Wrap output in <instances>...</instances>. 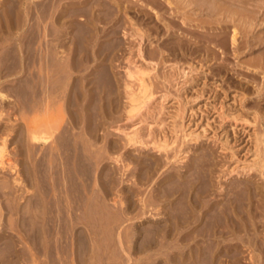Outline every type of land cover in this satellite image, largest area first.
Returning <instances> with one entry per match:
<instances>
[{
	"label": "rangeland",
	"instance_id": "1",
	"mask_svg": "<svg viewBox=\"0 0 264 264\" xmlns=\"http://www.w3.org/2000/svg\"><path fill=\"white\" fill-rule=\"evenodd\" d=\"M20 1L0 0V264H137L143 230L169 224L161 212L174 180L209 182L206 200L235 192L243 203L251 199L248 230L218 228L224 255L213 264H264V68L255 65L262 61V20L254 28L237 15L241 22L220 20L209 12L215 0L181 7L184 0ZM139 71L151 97L127 115L126 87L138 90ZM135 130L143 145L126 144ZM156 137L171 141L167 152L153 148ZM231 244H240L237 263L225 255ZM164 250L148 264H165L162 254L171 249Z\"/></svg>",
	"mask_w": 264,
	"mask_h": 264
},
{
	"label": "bare ground",
	"instance_id": "2",
	"mask_svg": "<svg viewBox=\"0 0 264 264\" xmlns=\"http://www.w3.org/2000/svg\"><path fill=\"white\" fill-rule=\"evenodd\" d=\"M20 1V0H19ZM26 1V0H25ZM46 1H48V0H46ZM101 1V0H100ZM105 1V0H104ZM186 1H189V0H186ZM193 1V0H192ZM197 1V0H196ZM196 1H195V3H196ZM201 2L202 1H204V4H206V5H204V6H208L211 2H212V4H210V6H208L209 8H210V10H209V12L211 11L215 16L218 14V18H219V15H220V20H221V16L222 15H224V16H231L232 18H234L235 19V17H234V15H237V17L241 20L242 19V23H244V27H249L252 23H253V21H256V19L258 18V20H262V22L264 23V1H261V3H263L262 5H260V4H258V2L259 1H257V3H256V1H255V3L256 4H251L250 3V1H254V0H239V1H237V2H239V3H237V5H235V4H233V2H232V4L235 6H233L232 4H229V3H231L230 1H228L229 3L227 4V1H225V3H224V1L222 0L221 2H223V3H221L219 0H215V1H209L210 3H206V1L205 0H200ZM234 1V0H233ZM38 2H40V1H38ZM98 2V1H97ZM167 2V1H166ZM184 2H185V0L183 1V3L182 4H180V6L179 5H177V10L179 9V7H181V5H183L184 4ZM198 2V1H197ZM19 3V2H18ZM20 3H21V1H20ZM26 3V2H25ZM92 3V2H91ZM100 3V2H99ZM98 3V4H99ZM168 3H170V2H168ZM186 3V2H185ZM190 3H192V2H190ZM189 3V4H190ZM194 3V2H193ZM195 3L193 4L194 5V7H195V9L197 8V9H201L203 6H201L202 5V3H201V5L200 4H196L195 5ZM200 3V2H199ZM11 4V3H10ZM95 4V3H94ZM159 4H161V3H159ZM163 4V3H162ZM173 4V3H172ZM187 4V3H186ZM208 4V5H207ZM239 4V5H238ZM249 4V5H248ZM3 5V4H2ZM97 5V4H96ZM95 5V6H96ZM174 5L176 6V3L174 2ZM192 5V6H193ZM246 5H248L249 7H250V5H252L254 8H256V9H251V8H249V7H246ZM9 6V5H8ZM16 6V5H15ZM101 6V5H100ZM104 7H106V5H103ZM179 6V7H178ZM83 7V6H82ZM94 7V6H93ZM108 7H110V6H108ZM164 7V6H163ZM187 7H188V5H187ZM44 8V7H43ZM91 8V7H90ZM107 8V7H106ZM111 8V7H110ZM176 8V7H175ZM183 8V7H182ZM193 8V7H192ZM205 8V7H204ZM203 8V9H204ZM207 8V7H206ZM94 9V8H93ZM119 9V8H118ZM184 10H185V6H184ZM260 10H261V12H260ZM88 11V10H87ZM111 11V10H110ZM194 11V10H193ZM200 11V10H199ZM207 11V10H206ZM206 11H204V12H206ZM5 11H3V13H4ZM113 12V11H112ZM123 12V11H122ZM180 12H183V9H182V11L180 10ZM179 12V13H180ZM209 12H207V13H209ZM210 12V13H211ZM94 13V12H93ZM177 14H178V11L176 12ZM200 13H202V12H200ZM206 13V14H207ZM211 13V14H212ZM259 13H260V15H259ZM9 14V13H8ZM95 14H96V12H95ZM213 14H212V16H213ZM231 14H233V15H231ZM5 15H6V13H5ZM111 15V14H110ZM217 17V16H216ZM215 17V18H216ZM223 17V16H222ZM231 17H229V18H231ZM237 17H236V19H237ZM93 18V17H92ZM214 18V17H213ZM214 18V19H215ZM224 18V17H223ZM96 19V18H95ZM100 19V18H99ZM234 19H232L233 20V22H234ZM239 19H237L238 21H240ZM90 20V19H89ZM229 20V19H228ZM228 20H227V22H228ZM102 21V20H101ZM103 22V21H102ZM218 22V21H217ZM224 22V21H223ZM230 22V21H229ZM241 22V21H240ZM257 22V21H256ZM261 21L260 22H258V24L260 25V23H262ZM88 23V22H87ZM94 23V22H93ZM224 23H226V22H224ZM240 24V23H239ZM255 24H257V23H255ZM86 25V24H85ZM88 25V24H87ZM235 25V24H234ZM237 25V24H236ZM241 25V24H240ZM61 26V25H60ZM201 26V25H200ZM264 26V25H263ZM91 27V26H90ZM228 27V26H227ZM251 27H252V25H251ZM255 27V26H254ZM254 27H252V28H254ZM60 28V27H59ZM90 29V28H89ZM95 31H96V29H94ZM99 30V29H98ZM221 30H222V28H221ZM247 30V29H246ZM260 30V29H259ZM94 31V32H95ZM139 31V30H138ZM100 32V31H99ZM243 32V31H242ZM244 34V33H243ZM263 34V33H262ZM246 35V34H245ZM257 35V34H256ZM97 36V35H96ZM101 36V35H100ZM250 36V35H249ZM247 37V36H246ZM97 38H98V36H97ZM100 38V37H99ZM98 38V39H99ZM231 41H232V43H233V45L235 44V41H236V36H235V34H233L231 37ZM248 38H250V37H248ZM255 39V38H254ZM264 39V38H263ZM256 40V39H255ZM29 41V40H28ZM258 41V44H259V40H257ZM252 42H254V41H252ZM256 42V41H255ZM254 42V43H255ZM262 42H264V40L262 41ZM262 42H260L261 44H262ZM29 43V42H28ZM245 43H247L246 41H245ZM260 44V45H261ZM33 45V44H32ZM225 45H227V43H225ZM259 45V46H260ZM30 46V45H29ZM42 46V45H41ZM40 46V48H42ZM248 46V45H247ZM249 47V46H248ZM45 48V47H44ZM49 49V48H48ZM249 49V48H248ZM42 50H44V49H42ZM22 52H25V51H22ZM36 53V52H35ZM27 54H28V52H27ZM30 54V53H29ZM10 55H12V54H9V56ZM42 55H44V54H42ZM6 56H8V55H6ZM256 56H258V55H256ZM259 56H260V59H262V61L261 60H259L258 62H257V60H256V64L255 63H253V64H255V65H259V67L260 68H264V48L262 49V51L260 52L259 51ZM258 56V57H259ZM44 57V56H43ZM26 58H27V56H26ZM32 59V58H31ZM55 59V58H54ZM254 59V58H253ZM256 59V58H255ZM37 60H40V58L39 59H37ZM36 61V60H35ZM42 61V60H41ZM253 61V60H252ZM251 61V62H252ZM31 62H33V60L31 61ZM57 62V61H56ZM45 63V62H44ZM49 63V62H48ZM31 64V63H30ZM34 64V63H33ZM27 65V64H26ZM50 65H53L52 63L50 64ZM57 66V65H56ZM26 67V66H25ZM45 67V66H44ZM31 68V67H30ZM50 68V67H49ZM58 68H60V67H58ZM255 68V67H254ZM259 68V69H260ZM52 69V68H51ZM53 69H54V67H53ZM256 69V68H255ZM254 70V69H253ZM31 71V70H30ZM48 71H49V69H48ZM57 71V70H56ZM50 72V71H49ZM53 72V71H52ZM61 71H59V73H60ZM140 72V71H139ZM145 71H141L140 73H138V74H140L141 75V78H139L138 79V81H139V86H138V90L136 91V90H133L132 88H130L129 87V85L126 87V90H127V92H126V97H127V110H126V113H127V115H133V114H135L134 112L135 111H137L138 109H139V107H142V106H140V104L143 102V100H145V99H147L148 97L150 98L151 96H150V93H149V86H150V84L148 83V80H147V78H145L146 77V73H144ZM54 74V73H53ZM185 74V73H184ZM106 76L108 75V74H105ZM140 75H138V77L140 76ZM98 76V75H97ZM101 76H102V74H101ZM128 76H130V77H132L133 76V74L131 75V73L130 74H128ZM99 77H100V75H99ZM105 77V76H104ZM108 77H110V76H108ZM101 78H103V77H101ZM99 79V78H98ZM106 79H108L107 77H105V83H107L106 82ZM86 80V79H85ZM103 80V79H102ZM109 80V79H108ZM33 81V80H32ZM96 81V80H95ZM99 81V80H98ZM110 81V80H109ZM37 82V81H36ZM88 82V81H87ZM101 81H99V83H100ZM33 83H34V81H33ZM92 83V82H91ZM97 83V82H96ZM104 83V82H103ZM27 84H28V82H27ZM32 84V83H31ZM38 84V83H37ZM62 84H64V82L62 83ZM111 84H112V81H111ZM33 85V84H32ZM36 85V84H35ZM34 85V86H35ZM45 85V84H44ZM60 85H61V83H60ZM67 85V84H66ZM65 85V86H66ZM89 85V84H88ZM101 85H102V83H101ZM104 85H106V84H104ZM103 85V86H104ZM47 86V85H46ZM59 86V85H58ZM85 86V85H84ZM106 86H108L109 87V85H106ZM106 86H104V87H106ZM115 86V85H114ZM30 87V89H31V85L29 86ZM38 87V86H37ZM40 87V86H39ZM61 87H62V85H61ZM61 87H59V89L61 88ZM98 87V86H97ZM116 87V86H115ZM36 88V87H35ZM35 88H33V90L35 89ZM69 88H72V87H69ZM29 89V90H30ZM41 89H42V87H41ZM58 89V88H57ZM58 89V90H59ZM85 89V88H84ZM63 90H64V88H63ZM66 90V89H65ZM104 90V89H103ZM107 90V89H106ZM111 90H113V89H111ZM115 90H117V89H115ZM31 91H32V89H31ZM45 91V90H44ZM49 91V90H48ZM60 91V90H59ZM68 91V90H67ZM73 91V90H72ZM30 92V91H29ZM33 92V91H32ZM41 92V91H40ZM106 92V91H105ZM116 92V91H115ZM28 93V92H27ZM42 93V92H41ZM56 93V92H55ZM63 93H65V92H63ZM69 93H70V91H69ZM74 93V92H73ZM101 93V92H100ZM35 94V93H34ZM46 94V93H45ZM50 94V93H49ZM76 94V93H75ZM81 94V93H80ZM28 95V94H27ZM30 95H31V93H30ZM32 95H33V93H32ZM48 95V94H47ZM55 95H57V94H55ZM60 95H61V91H60ZM79 95V94H78ZM152 95V94H151ZM42 96V95H41ZM46 96V95H45ZM62 96H65V95H63L62 94ZM30 98H33V97H35V96H29ZM48 97V96H47ZM56 97V96H55ZM83 97H84V95H83ZM114 97V96H113ZM118 97H119V95H118ZM61 98H63V97H61ZM60 98V96H59V100L61 99ZM70 98H71V96H70ZM79 98H81V97H79ZM99 98V97H98ZM148 98V99H149ZM34 99V98H33ZM82 99V98H81ZM114 99H115V97H114ZM118 99V98H117ZM126 99V98H125ZM65 100H66V98H65ZM76 100V99H75ZM74 100V101H75ZM87 100V99H86ZM94 100V99H93ZM103 100V99H102ZM31 101H33L32 99H31ZM36 101H38V100H36ZM90 101V100H89ZM99 101V100H98ZM146 101V100H145ZM148 101V100H147ZM44 102V101H43ZM81 102V101H80ZM95 102H97V100L95 101ZM117 102V101H116ZM31 103V102H30ZM37 103V102H36ZM45 103V102H44ZM68 103V102H67ZM75 104H77L76 102H74ZM100 103V102H99ZM33 104V103H32ZM95 104V103H94ZM109 104V103H108ZM114 104V103H113ZM118 104V103H117ZM144 103H142L141 105H143ZM73 105V104H72ZM97 105V104H96ZM95 105V106H96ZM42 106V105H41ZM99 106V105H98ZM102 106V105H101ZM109 106V105H108ZM31 107V106H30ZM34 107V106H33ZM36 107H37V105H36ZM114 107H116V106H114ZM107 108V107H106ZM124 108V107H123ZM36 109V108H35ZM45 110L44 111H46V108H44ZM98 109V108H97ZM102 109V108H101ZM105 109V108H104ZM103 109V110H104ZM117 109V108H116ZM34 110V109H33ZM37 110V109H36ZM39 110V109H38ZM94 110H95V107H94ZM112 110H113V108H112ZM35 111V110H34ZM43 111V110H42ZM43 111V112H44ZM84 111V110H83ZM88 111V110H87ZM109 111V110H108ZM116 111V110H115ZM139 111V110H138ZM137 111V112H138ZM36 112V111H35ZM98 112V111H97ZM112 112H114V111H112ZM33 113V112H32ZM31 113V114H32ZM45 114L47 113V112H44ZM87 113V112H86ZM85 113V114H86ZM100 113V112H99ZM111 113V112H110ZM104 114V113H103ZM102 114V115H103ZM113 114V113H112ZM43 116L41 115L40 116V118H42ZM105 117H107V116H105ZM111 117V116H110ZM33 118H35V116L33 117ZM87 118V117H86ZM128 118V117H127ZM37 119H38V117H37ZM37 119H35V120H37ZM101 119V118H100ZM34 120V119H33ZM33 120H32V122H31V124L33 123ZM80 120V119H79ZM43 120H41L40 122H41V124L43 123L42 122ZM45 121V120H44ZM76 121H77V119H76ZM75 121V122H76ZM83 121H84V119H83ZM87 121V120H86ZM142 121V120H141ZM36 122V121H35ZM34 122V126H36V123ZM87 123V122H86ZM101 123V122H100ZM104 124V123H103ZM40 125V123L38 124L37 123V126H39ZM43 125V124H42ZM44 125H47V124H44ZM89 125V124H88ZM36 126V127H37ZM74 126V125H73ZM77 126V125H76ZM85 126H86V124L83 126L84 128H85ZM41 127V126H40ZM89 127V126H88ZM35 128V127H34ZM92 128V127H91ZM98 128V127H97ZM41 129V128H40ZM86 129H88V128H86ZM36 130H37V128H36ZM92 130V129H91ZM32 132V131H31ZM93 134V133H92ZM33 135V134H32ZM93 136V135H92ZM95 136V135H94ZM126 137V144L127 145H137V144H140V145H143V141L140 139V136H139V132H138V130H135L134 132H130V134H126L125 135ZM191 136V135H190ZM185 137H187V135L185 136ZM193 137V136H192ZM67 138V137H66ZM70 138V137H69ZM198 138V136H195L194 137V139L192 138V140H194L195 141V139H197ZM35 139V138H34ZM69 141H70V139H68ZM68 140L66 139H64L63 141H62V144L64 143V141L66 142H68ZM124 140V141H125ZM4 141V140H3ZM73 141H74V139H73ZM171 142V141H170ZM170 142L169 141H167V139H165V137H163V138H157L156 137V139L152 142V145L154 146L153 148H155V149H158L159 151H162V150H164V151H166L167 150V148L170 146ZM259 142V140L256 138V145H257V143ZM261 142V141H260ZM4 143H5V141H4ZM73 143V142H72ZM68 144V143H67ZM259 144V143H258ZM4 145L5 144H3V146L0 148V165H3V151H4ZM64 145H66V144H63V146ZM145 145V144H144ZM69 146V145H68ZM70 146H72V144L70 145ZM75 146V144H73V146H72V148ZM114 146V145H113ZM60 147V146H59ZM62 147V146H61ZM115 147V146H114ZM131 147V146H130ZM64 148V150H65V152H66V150L68 149V147H67V149L65 148V147H63ZM74 149H75V147H74ZM73 149V150H74ZM70 150H72V149H69V152H70ZM76 150V149H75ZM68 152V154H71V153H69ZM76 151H72V153H73V155H74V153H75ZM167 152V151H166ZM128 153V152H127ZM258 153V152H257ZM76 154H78L77 152H76ZM75 154V155H76ZM67 155V154H66ZM65 155V156H66ZM72 155V154H71ZM74 155V156H75ZM69 156V155H68ZM67 156V157H68ZM74 156H72L71 157V159L73 160L74 159ZM144 156V155H143ZM76 157V156H75ZM78 158L80 157V155L78 154V156H77ZM126 157V156H125ZM260 157V156H259ZM80 158H82V157H80ZM131 158V157H130ZM136 158H138V157H136ZM135 158V159H136ZM182 157H180V159H181ZM67 160H68V158H66ZM83 159V158H82ZM81 159V161H83V160H85V157H84V159L82 160ZM134 159V158H133ZM132 159V160H133ZM134 159V160H135ZM143 160H144V157L142 158ZM155 159V158H154ZM70 160V159H69ZM69 160H68V162H69ZM71 160V161H72ZM128 160V159H127ZM131 160V161H132ZM139 161H140V159H138ZM147 160V159H146ZM150 160V159H149ZM203 160V159H202ZM74 161V160H73ZM72 161V164H74V162ZM77 161V160H76ZM75 161V162H76ZM79 161V160H78ZM81 161H80V164H81ZM86 161H87V163H88V160H85V163H86ZM136 161V160H135ZM142 161V160H141ZM256 161V160H255ZM134 162V161H133ZM144 162V161H143ZM152 162V161H151ZM155 162V161H154ZM153 162V163H154ZM202 162V161H201ZM257 162V161H256ZM256 162H255V165H256ZM32 163H33V161H32ZM79 163V162H78ZM84 163V162H83ZM82 163V164H83ZM86 163V164H87ZM148 163V162H147ZM147 163H146V165H147ZM196 163V162H195ZM36 164V163H35ZM69 164H71V162L69 163ZM71 164V165H72ZM86 164H84V165H86ZM158 164V163H157ZM198 164V163H197ZM37 165H39V164H37ZM83 165V166H84ZM137 165V164H136ZM143 165H144V163H143ZM143 165H140V166H142L143 167ZM149 165V164H148ZM32 166V165H31ZM130 166V165H129ZM138 166V165H137ZM157 166V165H156ZM195 166V165H194ZM200 166V165H199ZM257 166V165H256ZM85 167V166H84ZM89 167V166H88ZM158 167V166H157ZM196 167V166H195ZM194 167V168H195ZM35 168V167H34ZM125 168V167H124ZM141 168V167H140ZM146 168H147V166H146ZM151 168V167H150ZM149 168V170H151ZM258 168V167H257ZM126 169H127V167H126ZM125 169V170H126ZM191 169H193V168H191ZM130 170V169H129ZM145 170V169H144ZM149 170H145V172L146 171H149ZM201 170V169H200ZM207 170V169H206ZM139 171V170H138ZM186 171V170H185ZM190 171V170H189ZM192 171V170H191ZM129 172V171H128ZM151 172V171H150ZM153 172H154V170H153ZM197 172V171H196ZM200 172V171H199ZM17 173V172H16ZM124 173H125V171H124ZM123 173V174H124ZM139 173V172H138ZM152 173V172H151ZM156 173V172H155ZM18 174V173H17ZM129 174V173H128ZM145 174V173H144ZM183 174V173H182ZM192 174V173H191ZM201 174V173H200ZM207 174V173H206ZM140 175V174H139ZM150 175H152V174H149V176ZM195 175V174H194ZM204 175V174H203ZM141 176H143V175H141ZM146 176V175H145ZM148 176V177H149ZM132 177V176H131ZM171 177V176H170ZM174 177V176H173ZM179 177V176H178ZM183 177H185V176H183ZM199 177H200V175H199ZM198 177V178H199ZM127 178V177H126ZM138 178H140L139 176H138ZM143 178V177H142ZM146 178V177H145ZM153 178V177H152ZM163 178V177H162ZM172 178V177H171ZM176 178H177V176H176ZM181 179H182V177H180ZM191 178V177H190ZM151 179V178H150ZM192 179V178H191ZM190 179V180H191ZM194 179V178H193ZM204 179H206V178H204ZM204 179H202L203 181H204ZM130 180V179H129ZM143 180H144V178H143ZM162 180V179H161ZM174 180V179H173ZM200 180V179H199ZM208 180V179H207ZM159 181V180H158ZM210 181V180H209ZM247 181V180H246ZM194 182V181H193ZM192 181H190V182H188L189 184H188V186L187 185H185V183H182L180 180L178 181V180H174V182H172L171 184H172V188H170V195H166L167 197H165V199H163V201H164V205H162V206H167V209L165 210V211H163V212H161V213H163L164 215H167V216H164L166 219V221L167 222H165V224L166 223H169V224H167V225H165V226H159V227H156L155 225H153V227L155 226L156 228H154V229H152L151 230V228H150V231H149V233H147L146 232V230H143L144 232H145V234L147 233V235L145 236V234H143L142 233V231H141V233L142 234H140V235H143L144 237L142 238V240H140L141 242H140V244H138L139 245V248H138V253L137 254H139L140 256H139V259H138V263L137 264H148V262L150 261V260H148L149 259V257H151V258H153V255L154 254H158L159 252L158 251H161V250H163V249H165V250H167V249H171L170 251H168L167 250V253H164V254H167V255H164V254H162V256H164L165 258H166V260H164V262H166L165 264H167V263H174V264H205L207 261H208V263H211V264H213L214 262H215V260L217 261V259L216 258H218L217 256L219 255V254H223L222 252H221V250H220V245H219V242L218 241H216L217 239H218V237H217V230H219L218 228H220V229H226V233H229L230 234V232H232V231H237V230H239V226L241 225V228H242V232L243 231H246V230H248V226H247V222L248 221H250V214H251V209H250V205L249 204H247L249 201H248V197L249 196H251V194H249V196L248 197H245V198H247L246 200L248 201L247 203H245L246 201H245V199L243 200V201H245L244 203H243V201H239L240 200V196H238V194L236 195V193H238V192H235V195L239 198V200L235 197V195H234V193L233 194H231V195H234V197L233 196H231V195H229L228 197H224L223 199H221V200H218V199H207L206 200V196H208L209 195V190H210V188H209V182L208 183H205V181H204V183L201 181L200 183H199V188H197L198 186H196L195 187V185L197 184V183H195V185H194V183H193ZM196 182V181H195ZM238 182V181H237ZM141 183V182H140ZM144 183V182H143ZM169 183H170V181H169ZM242 182H240V184H241ZM244 183H245V181H244ZM159 184V183H158ZM184 184V185H183ZM211 184V183H210ZM239 183H237V185H238ZM249 184L250 183H248L247 182V184H243V186H242V188L244 189V190H246V191H249V188L250 187H248L249 186ZM156 186V185H155ZM229 187H231V186H229ZM235 187H240L239 185L238 186H236L235 185ZM130 188H132V187H130ZM130 188H129V190H130ZM215 188V187H214ZM241 188V189H242ZM152 189V188H151ZM161 189H162V187H161ZM169 189V188H168ZM235 189V188H234ZM154 190H156V189H154ZM193 190H194V192H195V190H196V193H194L193 192ZM214 190V189H213ZM239 190V189H238ZM126 191V190H125ZM159 191H160V189H159ZM164 191H166L165 189H164ZM228 191V190H227ZM231 191H233V190H231ZM236 191V190H235ZM241 190H239V192H240ZM250 191H252V189H250ZM127 193H129L130 194V192L129 191H126ZM155 192V191H154ZM167 192V191H166ZM192 192L194 193V194H192ZM159 193V192H158ZM214 193V192H213ZM242 193V192H241ZM241 193H239V194H241ZM244 193V192H243ZM129 194L127 195L126 194V197H128L129 196ZM156 194V196H157V193H155ZM166 194V193H165ZM168 194V193H167ZM132 195V194H131ZM130 195V196H131ZM211 195V194H210ZM242 195V194H241ZM129 196V197H130ZM215 196V195H214ZM226 196V195H225ZM244 196H245V194H244ZM243 196V197H244ZM125 197V196H124ZM158 197V196H157ZM213 197V196H212ZM150 198V197H149ZM155 199V198H154ZM241 199H243V198H241ZM250 199V198H249ZM144 200V199H143ZM151 200H152V198H151ZM126 201V200H125ZM145 202H146V200H144ZM160 202H161V200H159ZM158 200H157V202H159ZM130 202V201H129ZM155 202V201H154ZM156 202V203H157ZM250 202H251V199H250ZM249 202V203H250ZM127 203V202H126ZM144 203V202H143ZM150 202H148V204H149ZM152 203V202H151ZM142 204V203H141ZM159 204V203H158ZM157 204V206H160L161 204H159L158 205ZM247 204V205H246ZM133 205V204H132ZM131 205V206H132ZM137 205V204H136ZM143 205V204H142ZM145 205V204H144ZM147 205V204H146ZM153 205V204H152ZM155 207V209H156V205L154 206ZM164 207V208H165ZM127 208H129V206H127ZM131 208H133V207H131ZM135 208H137V207H135ZM125 209V208H124ZM146 209H147V207H146ZM145 209V210H146ZM153 209V208H152ZM135 210V209H134ZM147 210H150V209H147ZM152 211H155V210H152ZM160 211V210H159ZM162 211V210H161ZM128 212V211H127ZM129 212H131L130 210H129ZM160 213V214H161ZM127 214V213H126ZM129 214V213H128ZM140 214V213H139ZM144 214V213H143ZM152 216H153V214H151ZM150 216V215H149ZM164 217L163 218H161V219H164ZM252 217H253V214H252ZM254 218V217H253ZM253 218L251 219L252 221H253ZM251 221V222H252ZM154 222V221H153ZM162 222H163V220H162ZM240 222V223H239ZM240 224V225H239ZM253 224H255V223H253ZM156 225H158V223L156 224ZM240 228V229H241ZM143 229H146V228H143ZM149 230V229H148ZM222 231H224V230H222ZM222 231H218V232H220L219 234H220V237L222 236ZM241 231V230H240ZM39 232H41V231H39ZM44 233V232H43ZM222 233V234H221ZM225 233V234H226ZM247 233V232H246ZM36 235H37V232L35 233ZM42 233H40V235H41ZM148 234H150V235H148ZM249 235H250V233H248ZM248 234H246L245 235V237L248 235ZM39 235V234H38ZM231 235V234H230ZM233 236H234V234H233ZM236 236V235H235ZM239 236V235H238ZM251 236H253V234L251 235ZM258 236V235H257ZM32 237H33V235H32ZM35 237V236H34ZM33 237V238H34ZM37 237H39V236H37ZM228 237V236H227ZM242 237V239H244L243 238V236H241V234H240V238ZM256 237V236H255ZM40 238V237H39ZM42 238V237H41ZM160 238V239H159ZM170 238V239H169ZM223 238H225V237H223ZM234 238V237H233ZM236 238H238V237H236ZM251 238V237H250ZM254 238V237H253ZM32 239V238H31ZM37 239V238H36ZM36 239H34V240H36ZM229 239V238H228ZM241 239V240H242ZM249 239V238H248ZM168 240H170V242L168 241ZM240 240V241H241ZM38 241V240H37ZM36 241V242H37ZM34 242V241H33ZM44 242V241H43ZM180 242V243H179ZM242 242V241H241ZM38 243H39V241H38ZM208 243V244H207ZM222 243V242H221ZM226 243H229V242H226ZM225 243V244H226ZM234 243V242H233ZM248 243H250V242H248ZM255 243V242H254ZM40 244H41V242H40ZM211 244H213V246H211ZM36 245H39V244H36ZM238 245H240V244H238ZM238 245H236V244H234V245H228V246H225L224 248L226 249V252H225V255H227V256H229L233 261H235L236 263H237V261H239V259H240V257H239V254H240V251H239V247H238ZM41 246V245H40ZM208 246V247H207ZM212 247L213 249V251L210 249V247ZM221 246H223V245H221ZM254 246H255V244H254ZM10 247V246H9ZM11 247H12V245H11ZM10 247V248H11ZM37 247V246H36ZM138 247V246H137ZM186 247H188V251L186 250V251H183V248H186ZM220 247V248H219ZM44 248V247H43ZM13 249V248H12ZM45 250V249H44ZM164 250V251H165ZM185 250V249H184ZM224 250V249H223ZM41 251H42V248H41ZM225 251V250H224ZM40 252V251H39ZM38 252V253H39ZM44 252V251H43ZM47 252V251H46ZM162 253H163V251H162ZM41 254V253H40ZM261 254V253H260ZM161 255V254H160ZM224 255V254H223ZM262 256V255H261ZM163 257V258H164ZM223 257V256H222ZM226 257V256H225ZM256 257V256H255ZM150 258V259H151ZM154 258H156L155 256H154ZM245 258V257H244ZM242 260H243V258H241ZM250 259V258H249ZM253 259V258H252ZM136 260V259H135ZM134 260V261H135ZM157 262L155 263V261L153 262V264H160V259L159 258H157ZM222 260V259H221ZM257 260V259H256ZM126 261H128V260H126ZM162 262H163V260H162ZM221 262V261H220ZM234 262V263H235ZM242 262V261H241ZM128 263V262H127ZM150 263H151V261H150ZM217 263V262H216ZM162 264V263H161ZM164 264V263H163ZM218 264H219V262H218Z\"/></svg>",
	"mask_w": 264,
	"mask_h": 264
}]
</instances>
